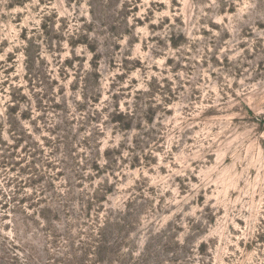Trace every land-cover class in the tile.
<instances>
[{"label":"rangeland","instance_id":"374dc122","mask_svg":"<svg viewBox=\"0 0 264 264\" xmlns=\"http://www.w3.org/2000/svg\"><path fill=\"white\" fill-rule=\"evenodd\" d=\"M0 264H264V0H0Z\"/></svg>","mask_w":264,"mask_h":264}]
</instances>
